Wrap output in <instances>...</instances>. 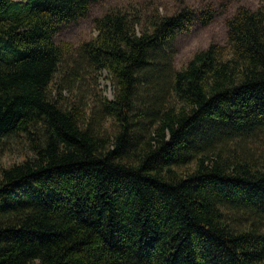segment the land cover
<instances>
[{"label": "trees", "instance_id": "obj_1", "mask_svg": "<svg viewBox=\"0 0 264 264\" xmlns=\"http://www.w3.org/2000/svg\"><path fill=\"white\" fill-rule=\"evenodd\" d=\"M95 1L0 0V264H264V0L181 67L211 3L56 42Z\"/></svg>", "mask_w": 264, "mask_h": 264}, {"label": "rangeland", "instance_id": "obj_2", "mask_svg": "<svg viewBox=\"0 0 264 264\" xmlns=\"http://www.w3.org/2000/svg\"><path fill=\"white\" fill-rule=\"evenodd\" d=\"M211 3L215 9L214 17L208 23L195 21L191 28L180 32L175 38L174 64L181 67L193 53L208 46L211 42L225 43L227 40L225 19L240 4L256 8L261 0H97L91 4L86 16L62 23L54 33L56 42L69 41L77 45L95 35L94 17L107 10L122 8L130 12L149 13L159 11L172 13L187 4L200 8ZM104 93L112 96V86L103 72L99 78ZM24 146L18 142H9L0 151V164H8L23 158Z\"/></svg>", "mask_w": 264, "mask_h": 264}]
</instances>
